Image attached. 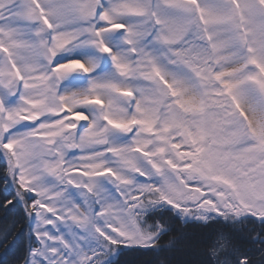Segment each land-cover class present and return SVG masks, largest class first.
<instances>
[{"label": "snow or ice", "instance_id": "obj_1", "mask_svg": "<svg viewBox=\"0 0 264 264\" xmlns=\"http://www.w3.org/2000/svg\"><path fill=\"white\" fill-rule=\"evenodd\" d=\"M0 162V264H264V0H0Z\"/></svg>", "mask_w": 264, "mask_h": 264}, {"label": "trees", "instance_id": "obj_2", "mask_svg": "<svg viewBox=\"0 0 264 264\" xmlns=\"http://www.w3.org/2000/svg\"><path fill=\"white\" fill-rule=\"evenodd\" d=\"M4 163L0 162V177H2L4 171ZM3 186V181L0 179V188ZM12 219L11 214L5 218L4 213L0 210V227H4L8 221ZM178 231L174 232L169 236H165L161 243L167 244L172 238V235H179L180 239L164 254L170 261L171 264H191L196 259L195 249L188 246L190 241L196 239L202 230L195 227H188L179 229V225H176ZM2 251V249H0ZM145 259H151V257H145Z\"/></svg>", "mask_w": 264, "mask_h": 264}]
</instances>
